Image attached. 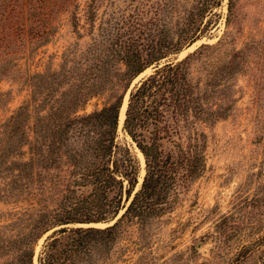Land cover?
<instances>
[{
	"label": "trees",
	"instance_id": "trees-1",
	"mask_svg": "<svg viewBox=\"0 0 264 264\" xmlns=\"http://www.w3.org/2000/svg\"><path fill=\"white\" fill-rule=\"evenodd\" d=\"M102 1L83 0L80 22L75 0H0V78L18 55L49 39L60 12L68 13L78 38L86 36L81 46L65 47L55 67L29 73L28 99L0 120V199L29 205L0 224L6 264H33L34 254L37 264H106L126 221L141 230L199 174L202 123L232 109L227 79L248 62L250 45L228 51L203 81L192 79L190 58L233 40L230 31L175 55L201 40L219 0H154L98 11ZM233 1L226 0L225 26ZM255 52L250 75L257 101L264 94V52ZM126 91L120 130L142 154L139 183L135 156L116 139ZM102 92V105L78 112ZM123 206L110 224L81 225L106 223Z\"/></svg>",
	"mask_w": 264,
	"mask_h": 264
},
{
	"label": "rangeland",
	"instance_id": "rangeland-1",
	"mask_svg": "<svg viewBox=\"0 0 264 264\" xmlns=\"http://www.w3.org/2000/svg\"><path fill=\"white\" fill-rule=\"evenodd\" d=\"M75 1L82 22L83 0ZM152 1L103 0L98 11ZM212 10L208 30L186 53L202 42H215L225 30L234 38L216 49L201 48L189 60L190 75L203 81L208 69L225 59L228 51L250 45L248 62L227 79L235 98L232 109L224 118L202 123L205 148L199 174L177 191L169 210L149 218L141 230L133 220L126 221L110 247L106 264H264V94L257 101L251 98L250 75L254 72L251 56L259 59L255 50L264 52V0H234L227 26L226 0H219ZM55 23L49 39L18 55L9 73L0 78V120L28 99L29 73L55 67L65 47L81 46L85 41L86 36L77 37L66 11L57 14ZM79 31L83 32V27ZM106 100L104 92L94 94L78 112L97 108ZM116 139L135 156L140 175L143 165L134 143L119 127ZM26 206L24 201L0 199V224ZM6 259L0 254V264H6Z\"/></svg>",
	"mask_w": 264,
	"mask_h": 264
},
{
	"label": "bare ground",
	"instance_id": "bare-ground-1",
	"mask_svg": "<svg viewBox=\"0 0 264 264\" xmlns=\"http://www.w3.org/2000/svg\"><path fill=\"white\" fill-rule=\"evenodd\" d=\"M197 44V43H199V40H197V41H195L194 43H192V44H190V45H188L187 47H186V49H183L180 53H178V56H182L184 53H186V50H189L194 44ZM149 70H150V68H148V69H146L144 72H142L141 74H145V73H149ZM141 74L135 79V80H137L140 76H141ZM124 103H125V99L123 100V104H122V106H121V109H120V113H119V126H120V123H121V119L123 118L122 117V111H123V107H124ZM126 104V103H125ZM120 128V127H119ZM137 149V148H136ZM137 151H138V155H139V157H140V159H141V162H142V165H143V157H142V154H141V152L137 149ZM142 173H143V168H142V170H141V172H140V175H139V177H138V182L140 181V179H141V175H142ZM137 185H138V183H137ZM137 185H136V187H137ZM139 186V185H138ZM121 211V210H120ZM119 211V212H120ZM109 222H111V221H109ZM104 224H106V223H97V225H104ZM42 240V238L40 239V241ZM39 241V242H40ZM39 247L37 246V249H38ZM33 264H37L36 263V261L35 260H33Z\"/></svg>",
	"mask_w": 264,
	"mask_h": 264
},
{
	"label": "water",
	"instance_id": "water-1",
	"mask_svg": "<svg viewBox=\"0 0 264 264\" xmlns=\"http://www.w3.org/2000/svg\"><path fill=\"white\" fill-rule=\"evenodd\" d=\"M192 43V42H191ZM191 43H189V44H191ZM189 44H187L186 46H188ZM178 54V53H177ZM184 55V54H183ZM180 57H182V56H180ZM178 55H176V58L178 59V58H180ZM142 72V71H141ZM140 72V73H141ZM141 75H143V74H141ZM135 80H132V82H131V84H130V86L133 84V82H134ZM127 91H128V89H127ZM127 91L125 92V94H124V96H123V99H122V103H123V100L125 99V101H126V97H127ZM122 103H121V105H122ZM124 107H125V103H124ZM124 107H123V111H124ZM120 109H121V106H120V108H119V113H120ZM123 111H122V117H123ZM119 113H118V118H119ZM121 122H122V119H121ZM120 126H121V123H120ZM119 126V127H120ZM144 164V163H143ZM143 174V173H142ZM141 177H142V175H141ZM141 180V179H140ZM140 182V181H139ZM138 182V183H139ZM124 209V206L122 207V209H121V211L119 212V213H117L116 214V216L113 218V219H111V222H106V224H104V225H107V224H110V223H112L119 215H120V213L122 212V210ZM87 225H96V224H87ZM96 226H98V225H96ZM103 226V225H102ZM48 233V232H47ZM33 258H34V260L36 261V254H34L33 255Z\"/></svg>",
	"mask_w": 264,
	"mask_h": 264
}]
</instances>
